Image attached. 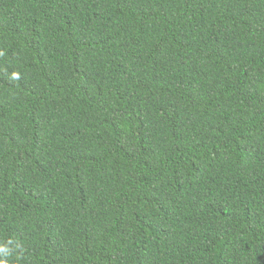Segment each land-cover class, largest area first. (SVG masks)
<instances>
[{
    "label": "trees",
    "instance_id": "1",
    "mask_svg": "<svg viewBox=\"0 0 264 264\" xmlns=\"http://www.w3.org/2000/svg\"><path fill=\"white\" fill-rule=\"evenodd\" d=\"M0 264H264V0H0Z\"/></svg>",
    "mask_w": 264,
    "mask_h": 264
}]
</instances>
